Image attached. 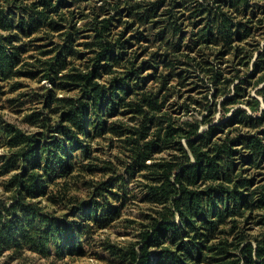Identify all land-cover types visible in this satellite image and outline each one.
Masks as SVG:
<instances>
[{"label": "trees", "instance_id": "trees-1", "mask_svg": "<svg viewBox=\"0 0 264 264\" xmlns=\"http://www.w3.org/2000/svg\"><path fill=\"white\" fill-rule=\"evenodd\" d=\"M85 12L90 20L80 33L87 32L84 38L93 42L84 43L90 57L79 67L70 58L86 55L74 49L80 34L75 23ZM117 28L122 29L113 32ZM40 31L59 34L61 44L47 48L53 44L48 39L29 47L46 38H34ZM262 36L264 0H0V75L15 70L47 82L46 119L39 129L0 125L2 145L15 148L0 155V177L9 174L2 191L10 193L0 198V264L29 250L44 258L55 251L61 256L86 252L77 233L106 226L119 216L120 206L107 203L105 220L96 221L97 202H71L75 196L68 194L66 178L80 169L96 170L92 162L100 152L112 156L111 147L124 159H119L121 174L98 187L108 192L106 201L112 197L124 204L136 197L129 184L142 179L138 187L151 206L137 241L120 251L113 248L128 264H264V185L255 188L238 167L264 160V128L255 129L264 121V106L249 97V89L264 78ZM135 40L148 47L154 42L166 53L152 51L139 61L138 50L129 51ZM191 45L205 58H186L214 98L232 86L233 94L220 103L235 107L239 97H247V106L259 116L235 107L220 123L207 118L202 132L197 122L178 124L166 116L161 91L148 82L174 66L169 50ZM42 47L47 49L38 52ZM30 49L50 54V60L40 67L25 62L26 71H20L17 66ZM223 57L243 65L252 61L251 69H237L236 63L222 67ZM64 90L71 93L59 94ZM257 91L264 105V84ZM244 127L251 131L240 132ZM103 164L102 169L113 170L108 161ZM69 203L71 213L55 214Z\"/></svg>", "mask_w": 264, "mask_h": 264}, {"label": "rangeland", "instance_id": "rangeland-1", "mask_svg": "<svg viewBox=\"0 0 264 264\" xmlns=\"http://www.w3.org/2000/svg\"><path fill=\"white\" fill-rule=\"evenodd\" d=\"M83 18L75 23V30L80 31L82 23L89 22L90 16L89 12H85L82 16ZM87 25V24H86ZM90 26V24H88ZM123 27V25L121 26ZM122 28L113 29V32H118ZM87 32H81L79 34L76 45L74 49L77 53L86 54L82 58H70L74 63L79 64V67H82L86 62L87 58L90 57L89 47L85 46V42H93L91 37L84 38ZM36 38L39 35H45L46 38L39 40L40 42L33 41L29 47L39 46V43L46 42L49 40L53 41V44L49 45L47 48H56L58 44H61V37L59 34L51 35L50 33H45L40 31L38 34H35ZM40 37V36H39ZM30 38L25 37L23 40L28 42ZM135 46H133L129 51H135L137 49V55L139 61H144L149 59L150 52H162L164 50H158L157 45L152 42V47L145 46L147 42L144 40H135ZM264 44V36L260 39L259 45ZM146 47V48H145ZM187 46L177 47L176 50L172 49L168 51V56L173 59L174 66L168 68L164 73H162L157 79L153 82L149 80V87L152 86L157 90L161 91V95L164 99V112L167 117H171L178 124H184L186 121L197 122L199 124V132L207 129V118H210L212 124L220 123L224 121L228 116H230L232 110L235 107H240L247 110L248 114L254 116H259L260 111H257L256 114H253L246 102L245 98L239 97V102L235 107H230V105L223 106L220 102L233 94L232 86L226 92L219 94L216 98L212 95L213 90L209 86H204L199 80V76L196 68L194 67V62L187 60L186 55L199 60L201 57L205 58L204 55L199 52L198 46H192L189 50L186 49ZM39 48L37 51L41 52L43 49ZM144 49L145 52H144ZM36 50L30 49L23 54L22 61L23 63L17 66L20 71H26L25 62L30 63L34 67H40V62L46 63L47 60H50V54H38ZM204 51L207 55V48L204 47ZM164 53H166L164 51ZM30 55H36L40 61H37L35 58H30ZM201 55V56H200ZM208 59V58H207ZM227 60V57H223L220 64L222 67H226L227 64L236 63L237 69H251L252 61L248 65H243L242 62L237 59ZM215 65H218L216 61ZM28 67V66H27ZM33 69V68H32ZM258 77L252 79L253 82H256ZM236 82V80L234 81ZM264 84V78L259 79L258 82L252 88L249 89V97H254L259 100L260 109L263 108L262 104V94L257 91ZM46 80H40L33 77L23 76L15 70L12 72V75L4 74L0 75V125L3 123H12L16 126L22 127L28 132L35 131L39 129L42 125V120L46 119L43 117L46 113L42 109V96L46 92ZM71 93L68 91H62L59 94ZM250 99V98H248ZM229 109L226 112H223V109ZM41 112H44L41 115ZM116 118H113L115 120ZM230 128L232 126H229ZM239 128V126H238ZM263 130L264 121L255 129ZM226 130L227 128L224 127ZM246 132L251 131L249 128H242ZM253 130V129H252ZM117 139V138H116ZM115 141V140H114ZM5 142L3 134H0V155H10L15 148L8 147L7 145H2ZM103 143H100V145ZM107 144L105 143L103 148L105 149ZM118 144V140H117ZM96 146L97 143H95ZM104 149H102L104 151ZM112 156H108L106 153L100 152L98 154L99 160H96L92 163H96V170L90 172L85 170H78L74 173L73 176L66 178V183L70 195L75 197L71 199V202H86L90 199L97 202L93 207L96 211V221L105 220L102 216L103 209L109 203L113 206H120L119 216L107 223L106 226L95 225L94 230L88 234L81 235L77 233L81 240V244L85 249L83 255H60L58 251L52 252L48 258H44L37 251H26L24 254L17 260L12 261L8 264H128L127 259L122 256V254L115 253L117 251L126 249V247L137 241V233L140 225L145 221L146 215L150 211V205L143 200V189L138 187V184H142L143 180L132 179L129 184V189L136 194V197L127 200L124 204H120V201L115 198H109V201H106L107 191L100 190L98 187L103 186L104 181L109 177L114 176L115 174H121L122 163L119 162L123 160V156L119 154V148L109 149ZM108 150V151H109ZM163 155H166L163 153ZM116 156V158L114 157ZM103 161H108L110 167L113 170L102 169L104 166ZM252 166L247 164L238 163L239 170H242L241 174H245L250 177L255 184V188H259L264 185V160L258 161ZM117 171V173H116ZM9 175V174H8ZM7 176L0 177V198H8L10 193L2 191V182L8 179ZM114 189V188H111ZM70 203L64 210L57 211L56 215H61L63 213H71ZM49 211L53 212L54 210L49 207ZM255 213H261L260 210H255ZM72 216L67 219H71ZM91 225L95 222H90ZM254 224V223H251ZM257 230H259L258 225H254ZM54 249V245L51 247ZM6 256V255H5ZM8 260L7 257H3V260Z\"/></svg>", "mask_w": 264, "mask_h": 264}]
</instances>
